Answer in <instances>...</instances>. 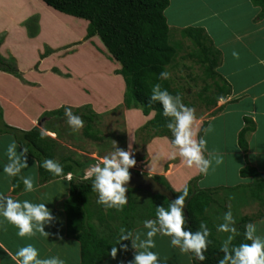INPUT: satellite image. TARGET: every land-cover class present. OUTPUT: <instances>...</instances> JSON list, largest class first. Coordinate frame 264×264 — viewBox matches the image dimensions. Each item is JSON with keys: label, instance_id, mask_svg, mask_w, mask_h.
Wrapping results in <instances>:
<instances>
[{"label": "rangeland", "instance_id": "obj_1", "mask_svg": "<svg viewBox=\"0 0 264 264\" xmlns=\"http://www.w3.org/2000/svg\"><path fill=\"white\" fill-rule=\"evenodd\" d=\"M233 1L234 0H169V5L164 11V15L169 27L170 43L174 44L177 41L173 40L172 32L175 35L174 38L176 36L178 37L177 30L180 28L189 26L201 27L202 25L208 27L212 26L213 22L209 20L210 14H208L210 12V6H208L210 3L214 5L211 6L212 8L217 9L218 7L223 8L225 5H230ZM37 2L41 1L31 0V9L36 8L44 16L45 12L43 6L40 3L38 5ZM50 10L51 11L45 14V28L43 32H45L46 35L44 38L49 43L53 44V46L60 47V45H67L62 46L53 56L41 62L40 65L35 68L36 57L39 55L37 48L41 46V37L34 40L28 37L26 39L25 37H20L17 33L9 35V43L6 48H4L5 53H8V55L12 56L15 60L18 70L22 73L21 77L23 79L19 80L6 73L0 72V109H3L2 113L0 111V126L5 122V115L9 124L23 125V130H27L32 126H38L41 132L48 131L54 133V137H47L55 142V160H59L62 156H70L77 161L87 162L85 172L90 166L100 161L103 156L113 151V145L117 144V146L122 149L129 148L130 151H134L136 165L129 170L133 171L135 174L143 173L146 161H148V156L145 153V146L151 139H148L149 130L146 131L141 129V127L153 116V112L144 116L139 107L132 108L131 113L122 107V87L120 84L111 81L108 74V70L114 67V61L113 64L110 62L112 59L107 56L105 51L95 40L87 43L89 45L82 44L80 50L82 51L84 49L85 52L83 51L82 53L70 55L69 50L73 49V46L77 42H80L77 41L76 43H72V39L76 38L82 32H86V27H83L84 24L82 21V23H80V21L73 20L72 17L65 18L59 16V13L56 14L52 9ZM19 11L20 10L15 5L9 4L8 0H0V30L5 28L9 23L6 14L12 15ZM32 17L34 18L37 16L33 15ZM29 19L25 21L24 28L28 34L29 32H37V22L35 24L34 21ZM1 32L6 31L3 30ZM11 32H22V30L19 26L17 30L13 29ZM69 32L72 34L71 36ZM33 35L29 34L31 38H33ZM2 37H4L3 34L0 35L1 39ZM186 43L190 45L188 40H186ZM44 48L46 49V47ZM52 68H58L60 71L68 73L70 76L68 78L58 76L50 72ZM167 71L169 74L168 78L171 80L172 85L178 89L182 95V102L194 110L195 127L199 129L202 122L211 114L210 111L220 103V100L216 102L215 106L208 107L197 98L204 83L201 79V68L194 59L188 56L179 58L178 64L174 68H168ZM205 94L211 98L213 97V90L211 89V91H207ZM120 97L121 99L119 100ZM85 104L96 114L93 124L94 127L98 129L97 137L99 138L97 139L84 136L83 128L73 133L66 123L65 116L58 117L51 114H43L47 108L57 109L62 107L64 111L65 107H71L73 114L79 115L83 119V111L74 112L73 110L75 108L74 106L79 107ZM84 111L88 110L85 109ZM33 117H35L36 120L32 119L33 121L28 124V120L30 121ZM226 119L229 123H232L229 117H226ZM220 120L221 119H218L216 123H214V126L212 123L208 124L205 122L202 135H205L204 130L207 129L209 125H211L212 129L205 135V139L207 140L208 153H211L210 159L213 161V166L209 169L205 180L201 182L200 185L206 186L209 184L210 179L211 182L214 183L213 185H233L236 183H233V180L236 178L234 173V162H236V158H232L230 154L233 147L230 141V132L228 131L226 132L227 141L225 149L227 151V157L225 163L215 165L216 159L223 161V157L220 154L221 149L216 146L218 129L220 130ZM12 140L14 139L11 135L0 134V192L4 193L7 192L9 186H11L10 181H12V179L3 175L2 165L8 162L5 156V149ZM166 142L167 145L160 141L158 144L154 145V147H151L150 154L152 156L150 155V164H152V169L163 167L165 162H170L171 166H177L183 160L178 154L176 159H168L169 153L173 151L178 152V150L174 149L168 140ZM20 150L21 148L18 146L17 152ZM208 153H205V155L207 156ZM26 157L28 167L23 169L21 174L24 176H31L33 181L37 183L38 173L36 163L31 157L27 155ZM177 171L174 178L179 182L185 175H189L190 172H194L196 176L199 174L194 165L188 167L184 165V163ZM152 177L154 179L162 178V176L158 177L155 175ZM66 185L67 178L65 176V178L62 179L46 181L42 183L36 191L24 195V199H26L29 195L38 193L31 201L34 203L46 202V206L51 212L52 219L45 223L43 227L44 230L49 233V236L46 238L37 234L31 239L20 238L16 235L17 230L12 225L5 223L4 230H0V235L2 237L1 241L4 246L6 245L8 247V251L14 254L19 247L31 243L38 248L40 258H50L52 256L47 252L48 245H39L37 242V240H44L53 244V246L50 247H60L59 250L61 247H65L72 252L71 256L69 255L71 258L70 264L78 263V259L76 258L77 244L74 243V241H64V237H62L65 234L62 202L68 195V187H66ZM169 187L172 189L170 185ZM246 187L247 185L243 183L239 185L240 189ZM248 189L250 190V188ZM149 190V187H144L132 191L131 196L134 199L135 208L134 212L126 219V223L129 222L128 225L125 226L126 229L133 231L143 230L142 222L148 219L143 212L145 211L144 204L149 196ZM219 190H222V188H219ZM225 195L226 194H221L219 198L220 202H215L212 209H209L207 212L208 222L215 228V231L216 225L223 222L222 217L226 212L223 198L228 196ZM19 199L23 200V197ZM96 201L97 193H94L89 200L88 208L93 211L100 210L103 213L109 211L111 217H106L103 221H98L95 216H93L91 221L103 235L114 232L121 224L119 220L120 211L105 209L102 205L97 204ZM231 211L236 221L235 225L237 226L240 223V217L244 211H239L238 207L231 209ZM139 214L141 215L140 218ZM52 221L54 223H52ZM228 235L229 233L216 231V238L220 243H222ZM60 239H62L61 244L58 241ZM154 239L156 248L153 249V251L158 252L160 255L158 258L159 264H192L190 254H181L177 248L170 246L169 237L157 236ZM129 242L131 245V241L127 240L122 243L129 245ZM133 252L134 250L129 251V249L126 252L120 251V254H117L115 259H112L108 255L104 258L103 264L104 262L105 264H128V261L133 259ZM59 254H62L60 258L66 260V262L70 259L63 253ZM123 257L125 259L121 262L120 259ZM12 263L13 262L10 263L5 260L0 253V264Z\"/></svg>", "mask_w": 264, "mask_h": 264}, {"label": "trees", "instance_id": "obj_2", "mask_svg": "<svg viewBox=\"0 0 264 264\" xmlns=\"http://www.w3.org/2000/svg\"><path fill=\"white\" fill-rule=\"evenodd\" d=\"M46 6L58 12L83 19L87 22L86 32L83 40L92 36H97L101 44L105 47L110 57L115 60L120 68L114 70L115 74L121 76L124 91L122 95L121 106L125 109L140 108L144 116L153 112V116L149 118L141 127V129L149 130L148 139L153 137H166L171 143V133L167 129L166 124L168 117L162 115L163 109L159 101H150L151 90L154 85L159 84L161 89H167L169 93L175 95L180 94L169 78L160 79L161 72H168L167 69L174 68L178 64L179 58L185 56L194 59L200 66L202 71L201 79L204 85L198 93L197 98L206 106H215L219 99H225L230 95V85L217 72L220 53L209 39L208 35L202 27H185L179 29L173 40H177L174 44L170 43L169 27L164 15V10L169 5V0H41ZM251 2L259 7V17H264V0H251ZM33 18V17H32ZM29 20L37 22V17ZM36 33L29 32L30 35ZM190 42V45L186 43ZM2 39L0 38V44ZM53 50L48 48L39 54V59L50 55ZM38 61L36 62V66ZM0 71L11 75L14 78L21 79V72L18 70L15 60L10 57L6 58L0 54ZM51 71L57 75H61L57 68ZM64 77H69L64 74ZM213 90V97H209L205 93ZM181 99L182 95L180 94ZM88 111H84V110ZM90 109V111H89ZM1 111V110H0ZM74 112H82L85 120L83 127L84 136L97 139L98 129L94 127V118L96 114L88 105L75 107ZM218 111V109L214 110ZM1 114V113H0ZM43 114H51L53 116L62 117L64 111L62 107L55 110L44 112ZM41 119V118H40ZM39 119V122H40ZM244 127L239 131L237 141L240 149L244 152L247 150L245 133L252 131L254 123L249 117H243ZM205 122L199 128V135H202ZM9 134L16 141L18 146L28 149L27 156L34 159L39 177V182L44 183L53 179H60L67 174L70 178L67 180L68 195L62 202V210L64 212V228L65 236L74 239L79 246V264H103V260L108 256V250L115 244L119 229L128 225L127 217L134 212V199L132 191L139 189H129L128 199L122 211H120L121 224L114 232L106 235L101 234L91 221L92 217L98 221H103L106 217H111L109 211H93L88 208L89 200L95 193L91 188V180L84 179V172L87 162L77 161L70 156H62L59 163L64 168L65 175L55 177L42 167L40 164L44 159L55 160V142L47 136L41 138V131L38 126H32L30 129L21 130L5 123L0 126V134ZM130 171V170H129ZM242 177L250 176L254 178L253 194L254 198L261 199L264 193V176L255 168L249 165L240 169ZM202 174L191 178L186 186L189 195L185 200L186 218L188 220L189 230H199L201 222L206 223L210 229V239L212 243L205 252V261L203 264H217L218 259L222 258L223 253L219 251L220 241L216 238L215 228L208 222L207 212L214 202L213 192L211 188H199L197 182ZM165 189L171 190L174 198L179 195L178 191H174L163 178L155 179ZM14 193L21 189V182L16 178L10 181ZM144 214L148 219H154L155 208L157 205L167 207L170 200L157 193H149L145 200ZM141 215L139 214V218ZM253 216L240 217V223L236 226L238 234L234 236L232 244L250 243L244 240V225L251 222ZM130 245H128V248ZM122 252V251H121ZM120 254V251L117 252ZM191 256V254H190ZM192 264H199L191 256Z\"/></svg>", "mask_w": 264, "mask_h": 264}, {"label": "clouds", "instance_id": "obj_3", "mask_svg": "<svg viewBox=\"0 0 264 264\" xmlns=\"http://www.w3.org/2000/svg\"><path fill=\"white\" fill-rule=\"evenodd\" d=\"M232 56L238 58V53L233 51ZM258 63L264 65V59H259ZM168 75L167 72H161L159 78L167 79ZM150 101H159L163 109L162 115L169 118L166 127L171 133V145L178 152L169 153L168 159H176L178 154L183 158L186 166L194 165L199 174L207 175L213 166L205 139V135L212 130L211 125L204 130L205 135H199L197 138L199 129L195 127L194 110L182 102L180 94L173 95L167 89H161L159 84L153 86ZM64 116L73 133L84 127V120L79 115L73 114L71 107H65ZM40 135L41 138L55 136L54 133L48 131L41 132ZM17 147L15 140L7 145L5 156L8 162L2 165V173L9 179L16 178L22 182L24 193H32L37 190L33 178L21 174L22 170L28 167L26 157L28 149L19 146L21 150L17 152ZM205 153L208 155L206 156ZM221 163L220 159L215 160V165ZM135 165L134 151H130L129 148L122 149L114 144L113 151L89 167L84 173V179L91 180L92 191L97 193V204L105 209L123 210L129 202L125 195L129 190L128 182L131 178L129 169ZM40 167L55 177L65 175L63 166L54 159L42 160ZM66 178L68 180L70 175L67 174ZM177 191L179 195L169 201L167 207L156 206L154 219L144 220L142 231L121 227L115 244L107 254L115 259L118 251H128V245L122 243L127 240L131 241V248L134 250L133 259L128 261V264H159L160 255L153 251L156 248L154 238L166 236L170 238L171 247L177 248L181 254H191L195 261L203 264L206 259L205 252L212 243L209 238L210 229L206 223L201 222L199 230H189L184 211L189 190L185 186ZM51 219L52 215L46 202L34 203L29 199L21 200L0 192V230H4V225L7 223L17 230V237L31 239L39 234L47 238L49 233L44 230L43 225ZM222 220V223L216 225V231L229 233V235L220 244L219 251L223 253V256L218 259L217 264H264V236L255 234L257 232L256 223L250 222L244 225L243 237L250 243L232 244L231 251H229V244L238 234L235 227L236 221L230 209L223 214ZM259 223H264V220ZM0 249L7 253L13 264H65V261L58 256L40 258L38 248L31 243L19 247L14 254L3 245H0Z\"/></svg>", "mask_w": 264, "mask_h": 264}, {"label": "crops", "instance_id": "obj_4", "mask_svg": "<svg viewBox=\"0 0 264 264\" xmlns=\"http://www.w3.org/2000/svg\"><path fill=\"white\" fill-rule=\"evenodd\" d=\"M8 1L9 4L15 5L20 11L12 15L6 14L9 23L5 28L0 30V35L1 34L4 35V37H2V42L0 44V54L2 56L6 58L12 57L9 56L8 53H5L4 48H6V46L9 43V38H8L9 35L14 33H17V35L20 37H25V39L28 37L29 39L37 40L41 37L40 39L41 46H38L37 48L39 54H41L44 51L45 49L44 47L53 50L54 53H51L50 55L42 59H39V55H38L36 57L37 59L36 62L38 61L37 66L40 65L41 62H44L47 59H49L51 56H53L58 49L59 50L61 49L62 46L67 45V44L60 45V47L53 46V44L49 43L44 38V36L46 35L45 32H43L45 28L44 25L45 14L48 11H51L50 9L52 8L46 6L41 0H40L41 2H37L38 5L40 3L43 6L45 12L43 16L42 13L38 11L36 8H33L34 10L31 9L30 6L31 0H8ZM208 6H210V12L208 13L210 14L209 20L213 23L212 26L210 27L206 25H202L201 27L205 30V33L208 35L209 39L211 40L212 45L219 50L218 52L220 53V58L216 70L230 85L231 92L230 95L225 99H219L220 103L217 106H215L213 110L210 111L211 114L203 122H207L208 124L212 123V125L214 126V123H216L218 119H221L219 122L220 130L218 129V135L216 137L217 138L216 146L217 148L221 149L219 150L221 151L220 154L223 157L222 158L223 164L225 163V159L227 157L226 156L227 151L225 149L226 148L225 144L227 141L226 132L227 131L230 132L229 136H230L231 145L233 147V150L230 152V154L232 158L233 157L236 158V162H234V173L236 178L235 180H233V183L234 182L236 183H234L235 186L234 184L213 185L214 183H212L210 179L209 184H207L206 186L200 185V183L203 182L206 178V175L202 174L201 178L197 182V186L199 188H211L212 190H214L212 195L214 202L211 204V207L209 208L210 210L212 209V206L215 205V202H220L219 201L220 195L226 194L225 196L228 197L223 198L224 208L226 209V211L238 207L239 211H244L241 217L247 214L248 216H253L251 223H256L257 225V232L255 234L264 236V223H259V221L264 220V193L260 200L254 198L253 188L250 187L253 186L254 178L250 176L242 177L240 175V169L246 165H249L250 167L255 168L259 173H261L264 176V65L258 63L259 59H264V17L262 18L259 17L258 15L259 7L255 6L251 2V0H234L232 4L225 5L223 8L218 7L217 9L211 7L214 6L212 5V3H210ZM53 11L56 12V14L59 13V16L65 18L72 17L73 20L75 19L76 21H80V23L83 22L84 24L83 27L87 26V22L83 19L66 15L56 10ZM33 15L37 16V32L32 36L33 38H31L28 32L26 31V29L24 28L25 27L24 24L25 21H27V19H29ZM19 26L21 27L22 32H11L13 29L17 30ZM173 29H177V28H173ZM3 30H5L6 32H1ZM69 34L70 36L72 35L70 32ZM84 35L85 32H82L76 38L72 39L73 40L71 41L72 43L73 42L76 43L77 41L80 42H77L73 46V49L69 50L70 55L82 53L83 51L85 52L84 49L82 51L80 50L82 44L89 45L87 43L95 40L98 42V45L102 47V49L105 51L107 56L111 58L105 47L101 44V41L99 42L100 39L96 35L86 40H83ZM233 51L238 53V58H234L232 56ZM110 62L113 64L114 67L113 69L108 70L109 78L111 81L120 84L123 92L124 85L122 78L120 75L115 74L113 72V70L119 69L120 65L113 59ZM37 66L35 65V68H37ZM58 71L61 74L58 76L61 77H64V74H68L60 71L59 69ZM64 78H68V77H64ZM22 79L23 78L21 77V79L19 80ZM120 99L121 97L119 98V100ZM221 100H223V103H221ZM10 103L14 104L12 102ZM216 109H218V111L214 112V110ZM51 110H55V109L47 108L45 109L44 112ZM127 111L131 113V109ZM226 117H229L232 120V123H229ZM243 117H249L254 123L253 130L247 131L245 133V140L247 143L246 152L240 149L237 141L238 133L245 125ZM32 119L36 120V118L33 117L30 119V121L28 120V124L29 122L33 121ZM4 121L5 122L3 123H5L8 126L13 125L8 123L9 121L7 120V117L5 115H4ZM12 127L23 130L22 128L23 125L20 126L19 124L18 125L14 124ZM1 134H5V133H1ZM166 139H167L166 137H153L149 141V143H147V145L145 146V153L148 156L147 157L148 161H146L145 169L143 170V173H146L151 176L154 175L158 177L162 176V178H164L165 181H167V183L172 187V189L177 191L178 189H182L183 187H185L187 182L191 178L195 177L196 174L194 172H193L194 174L190 172L189 175H185L180 180V182L174 178V175L178 172L177 170L184 163L183 160L177 166L175 165L171 166L170 162H165L163 167H160L158 169H152V164H150L151 147H154V145L158 144V142L160 141L164 142L165 145H167L166 141L168 139L167 140ZM240 183L246 184L247 187L240 189L239 188ZM40 184L42 185V183L39 182V177L37 176V183L34 182V186L38 188L39 186H41ZM11 186H9L7 192L5 193L13 198L19 199L20 197H23L24 199V195H26V193L23 192V187L21 186V189L16 193H14ZM219 188H222V190H219ZM248 188H250V190ZM37 195L38 193H34L33 195H29L26 199L32 200V198H34ZM52 223L54 222L52 221ZM62 237H64V241L67 242L74 241V243L77 244L76 258L78 259L77 264H79L78 243L74 239L65 236V234ZM1 239L2 237L0 235V245L4 246ZM58 241L61 244L62 239ZM37 242L39 245H48L47 252L52 257L58 256L60 258L62 254L59 253H63L64 255L68 256L67 258H70L72 254V252L67 250L65 247H61L60 250H59L60 247L59 248L50 247L53 246L51 242L49 243L48 241H44V240H40V241L37 240ZM5 247L8 250V247L6 245L4 246V248ZM128 249L129 251L133 250L131 248V245ZM0 253L2 257L5 258V260H7L10 263L13 262L9 258L7 253L4 252V250L0 249ZM124 259H125L124 257L121 258L120 259L121 262ZM64 261L65 264H70L71 258L67 262L66 260Z\"/></svg>", "mask_w": 264, "mask_h": 264}, {"label": "water", "instance_id": "obj_5", "mask_svg": "<svg viewBox=\"0 0 264 264\" xmlns=\"http://www.w3.org/2000/svg\"><path fill=\"white\" fill-rule=\"evenodd\" d=\"M130 174L131 178L128 182L129 189H140L144 187H149V193L151 194L157 193L161 196L166 197L170 201L175 199L173 194H171V190L163 188V186L151 175H148L146 173L135 174L133 171H130ZM125 195L128 198V191H126ZM184 211L186 215V210L184 209Z\"/></svg>", "mask_w": 264, "mask_h": 264}]
</instances>
